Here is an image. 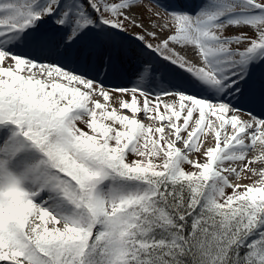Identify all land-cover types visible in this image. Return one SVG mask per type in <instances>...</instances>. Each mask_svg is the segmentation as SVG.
Segmentation results:
<instances>
[{
  "label": "snow or ice",
  "instance_id": "snow-or-ice-1",
  "mask_svg": "<svg viewBox=\"0 0 264 264\" xmlns=\"http://www.w3.org/2000/svg\"><path fill=\"white\" fill-rule=\"evenodd\" d=\"M0 264H264V0H0Z\"/></svg>",
  "mask_w": 264,
  "mask_h": 264
}]
</instances>
